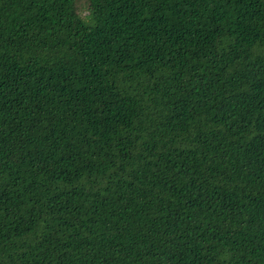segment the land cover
<instances>
[{"label": "trees", "instance_id": "trees-1", "mask_svg": "<svg viewBox=\"0 0 264 264\" xmlns=\"http://www.w3.org/2000/svg\"><path fill=\"white\" fill-rule=\"evenodd\" d=\"M0 264H264V0H0Z\"/></svg>", "mask_w": 264, "mask_h": 264}]
</instances>
